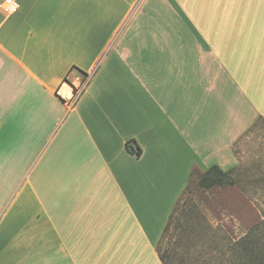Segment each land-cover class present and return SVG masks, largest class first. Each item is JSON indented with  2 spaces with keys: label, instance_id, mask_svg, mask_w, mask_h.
Wrapping results in <instances>:
<instances>
[{
  "label": "crops",
  "instance_id": "crops-1",
  "mask_svg": "<svg viewBox=\"0 0 264 264\" xmlns=\"http://www.w3.org/2000/svg\"><path fill=\"white\" fill-rule=\"evenodd\" d=\"M17 1L0 5L2 150L48 145L24 186L0 157V264H163L193 169L234 166L264 117V0ZM83 75L69 107L58 89Z\"/></svg>",
  "mask_w": 264,
  "mask_h": 264
},
{
  "label": "rangeland",
  "instance_id": "rangeland-1",
  "mask_svg": "<svg viewBox=\"0 0 264 264\" xmlns=\"http://www.w3.org/2000/svg\"><path fill=\"white\" fill-rule=\"evenodd\" d=\"M59 126L54 127L51 136L57 134ZM11 142L13 150L3 151L8 150L10 141L0 139L1 162L7 161V165L16 158L17 164H11H16L17 171L10 174V179L24 186L33 166L36 164L33 173L36 178L46 161L48 141L34 143L27 153L20 148V141ZM233 152L235 165L223 167L230 170L233 183L224 180L225 183L207 188L201 184L204 171L197 168L191 176L189 188L181 195L178 210L157 245L158 253L166 255L168 263L219 264L220 253L228 243L240 240L263 221L264 117L258 118L235 141ZM15 196L16 190L7 195L3 212L10 209Z\"/></svg>",
  "mask_w": 264,
  "mask_h": 264
},
{
  "label": "trees",
  "instance_id": "trees-1",
  "mask_svg": "<svg viewBox=\"0 0 264 264\" xmlns=\"http://www.w3.org/2000/svg\"><path fill=\"white\" fill-rule=\"evenodd\" d=\"M140 152L141 150L139 153ZM197 170V168L193 169L192 175L195 174ZM229 174L230 170H224L219 165L215 164L204 171L202 174L203 178L201 184L204 187L209 188L217 183H225L224 180L226 182L233 183L234 181L229 178ZM188 188L189 185L186 187L184 192L188 190ZM180 201L181 196L175 205L170 219L174 218V215L180 205ZM170 219L165 227V230L169 228L171 223ZM220 254L222 261L219 264H264V219L240 240L228 243L227 246H225L224 251L222 250ZM159 257L163 264H170L166 260V255L159 253Z\"/></svg>",
  "mask_w": 264,
  "mask_h": 264
},
{
  "label": "built area",
  "instance_id": "built-area-1",
  "mask_svg": "<svg viewBox=\"0 0 264 264\" xmlns=\"http://www.w3.org/2000/svg\"><path fill=\"white\" fill-rule=\"evenodd\" d=\"M0 5L1 8L4 10V12H6L7 14L16 12L20 7V3L17 0H4ZM88 78H89L88 75H83L81 83L79 85H76L75 87L70 86V84H68L67 81H65L64 85L69 86V91H67L66 93H63V89L65 87L62 88L61 86L58 89L59 93L62 92L60 94H62L64 100L67 102L69 107H73L75 102L81 96L88 81Z\"/></svg>",
  "mask_w": 264,
  "mask_h": 264
},
{
  "label": "bare ground",
  "instance_id": "bare-ground-1",
  "mask_svg": "<svg viewBox=\"0 0 264 264\" xmlns=\"http://www.w3.org/2000/svg\"><path fill=\"white\" fill-rule=\"evenodd\" d=\"M67 91H69V86L66 85L65 88L63 89V93H66Z\"/></svg>",
  "mask_w": 264,
  "mask_h": 264
}]
</instances>
